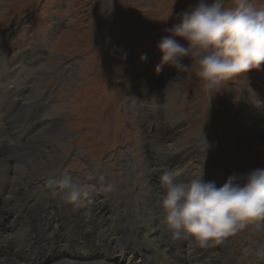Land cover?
<instances>
[{"label": "rangeland", "instance_id": "374dc122", "mask_svg": "<svg viewBox=\"0 0 264 264\" xmlns=\"http://www.w3.org/2000/svg\"><path fill=\"white\" fill-rule=\"evenodd\" d=\"M195 2L0 0V104L8 112L7 116L0 113V125L13 141L9 144L15 162L11 164L12 171H20L24 166L18 161L20 154L26 150L37 153L41 148L33 139L28 148L20 147L13 137H19L26 129H32L26 134L31 137L43 132L54 137L65 130L60 146L51 147L44 142L46 151L53 150V155L55 151L58 155L50 158L43 152L37 170L30 169L32 164L36 167L38 159L27 162V173L33 172L31 186L25 193L19 188L20 192L9 198L13 206L6 212L13 219L17 217L12 209L19 199H24L23 195L52 194L49 179L64 173L84 186L83 199L94 200L97 195L99 203L106 201L108 209H116V217L130 215L135 220L144 202L156 207L152 183H159L166 170L174 171L177 167V177L184 176L183 180L199 176L202 171L205 182L214 181L219 187L230 175L244 176L264 168L262 137L248 140L247 136L238 135V124L226 112V102L230 100L234 109L247 115L255 113L264 120V65L223 82L222 89L210 100L196 75L193 60L185 58V68L164 65L159 73L156 71L161 62L159 40L169 34L166 29L178 22V14ZM232 2L225 0L226 6ZM251 2L264 8V0ZM142 55L146 60H141ZM146 62L150 67L142 74L140 64ZM146 80L153 82L151 91L141 88ZM148 99L154 100L150 113L158 117V125L149 123L140 112L147 104L143 101ZM156 134L160 136L157 138ZM255 134L260 137L261 132ZM239 136L246 146L237 151L235 139ZM159 138L163 145L160 152L165 155L162 159L154 155ZM208 138L209 147L204 152L202 140ZM174 152L176 155L172 156ZM158 161L164 169L157 170L149 179V170L145 168L149 164L158 167ZM51 164L58 165V171ZM122 165L132 169L128 179ZM184 169L185 174H180ZM135 180L138 183L132 189L127 181L134 184ZM4 184L5 188L11 187L3 179V188ZM109 184L114 189L105 197L100 190ZM155 186L159 192L164 191L159 184ZM4 200H0V208L6 209ZM82 201L80 198L78 203ZM9 219L7 222L15 221L11 216ZM262 234L264 223L259 227L248 225L205 248L190 247L185 241L187 249L191 248L185 253L186 264L191 263V253L203 255L205 259L199 264H225L223 253L233 264H264ZM115 243L114 238L113 246ZM6 245L2 243L0 248L8 249ZM14 246L11 243L10 248ZM214 256L217 261L213 262ZM52 257L34 255L30 260L46 264ZM113 260L125 264L122 257L114 254Z\"/></svg>", "mask_w": 264, "mask_h": 264}, {"label": "bare ground", "instance_id": "6f19581e", "mask_svg": "<svg viewBox=\"0 0 264 264\" xmlns=\"http://www.w3.org/2000/svg\"><path fill=\"white\" fill-rule=\"evenodd\" d=\"M152 83L153 82L150 80H146L141 87L142 90L145 91L149 89L151 91L154 88ZM146 94L147 93L144 92V95ZM143 102H147L143 107V110L140 111L141 114L144 113V118L149 120V123L151 122L155 125L160 124L159 121L157 122L158 117L156 118L153 112L150 113L154 100L148 99ZM226 107V112L235 119V122L239 126L240 132L237 133L238 135L241 137H244L245 135L249 138L248 140H261V137L264 140V120H262V117L259 115L255 116V113L247 115L244 113L245 111L241 112L240 109H234L230 104V100H227ZM0 113H5L6 116L8 115V112L2 110L1 104ZM2 120L3 119H0V122ZM4 122L5 118L3 123ZM4 129L5 128L0 125V152L3 151V154L0 153V173H4L3 176H0V200L5 199V202H3L6 203V209L0 208V246L2 243H5L7 244L5 247H8V249L0 248V264H43L34 261L32 262L30 259H33L32 257L34 255L44 257L45 254L53 255L52 259L46 262V264H118L113 260V254L122 257L125 264H186L185 253L191 248L187 249L185 245L186 243L183 240H173L165 226V213L159 207L158 203L163 192H159L157 190L158 187L155 186V184H159L158 181H154V183H152L154 186L151 187L152 192H155L154 200L156 207L152 208L147 202H144L143 207H140L141 211L135 216L137 218H135V220L130 215H120L116 217V209L114 210L113 207L108 209L106 201L99 203V201H97V195H94V200H87L85 197L83 199L82 195L81 200L83 201L81 203L77 202L69 204L54 194L53 191L52 194L42 193L37 197H33L34 194L29 193L26 196L23 195L22 198L24 197V199H19L18 203L14 206L15 209H12L15 211L13 214L17 217V219H13V215L6 212L10 211L11 209L9 210V208L13 206L9 198L16 195L15 193L20 192L19 188H22L25 193L31 186L30 176L33 172L29 174L27 173L29 171L27 162L31 160L36 161L38 159L36 167L33 164L32 166L30 165V170L34 168L37 170L38 164L42 163L41 154L43 152L44 155H51L50 158L54 157L58 152L55 151V154L53 155V150L46 151L44 146L47 144L51 147H57V145L60 146L64 141L63 139H60V137L65 135V130L61 129V132L54 137L52 134L48 135L45 132L38 136L34 134V137H31L26 134L31 132L32 129H26L21 132L19 137H13L17 141L16 144L20 147H27V144L32 139L38 141L37 143H39L41 147L38 149L37 153H32L30 150H26L23 154H20L18 161L24 164V166L20 171L14 173L11 167L14 160L9 145L13 144V141H10V137H7V134H4ZM256 131L261 132V134H259L260 137H255ZM39 132H41V130H39L38 133ZM159 136V134L155 135L157 138ZM241 137L235 139V147H237V151L239 149L242 150L245 145V142ZM160 138L156 145H153H155L154 155L162 159L165 155L162 156L161 153L163 152H160V150L163 149ZM206 141H210V138ZM44 142L47 144L45 145ZM2 144H4V146ZM178 149L179 148H177V151H179ZM175 155V152L174 154L172 153V156ZM162 164L163 163L158 161V167H152L150 164L146 166L145 170H149V172H147L149 179H151L154 174H157V170L161 168L164 169ZM46 165L47 164L44 166ZM51 165L55 171H58L59 163L58 165ZM127 166L128 164L126 167ZM126 167L123 172H125V178L128 179L132 169ZM177 170L178 168L175 167L174 172L176 174L178 173ZM185 171L186 169H184L183 172H179L184 175ZM3 179L5 183L9 184L8 187L11 186L10 188H5V184L4 188L1 186ZM130 181H127L128 185H131V188L135 189L138 181H133L135 182L134 184H131ZM100 192L102 194L104 193L105 197L109 196V193H111L110 191L103 190V187H101ZM7 195H9V197H7ZM25 198H27L26 201ZM108 200H111L113 203L111 198ZM150 208H152V211L147 210ZM10 216L12 217V220H15L13 223L7 222L11 221L9 219ZM3 217H5V220L2 219ZM108 225H110V228ZM113 237L116 242L114 246ZM11 243L15 245L12 249L10 248ZM189 246L192 247L191 245ZM65 254L69 256L66 258L64 257ZM226 254L227 253H223L224 257L222 258H225V264H233L230 259L226 258ZM217 256L219 257L220 255ZM204 259L205 258L202 254L196 256H193V253L190 254V264H199V262H202ZM214 261H217L215 256L213 262Z\"/></svg>", "mask_w": 264, "mask_h": 264}, {"label": "clouds", "instance_id": "9594fccd", "mask_svg": "<svg viewBox=\"0 0 264 264\" xmlns=\"http://www.w3.org/2000/svg\"><path fill=\"white\" fill-rule=\"evenodd\" d=\"M178 17L157 44L161 53L157 73L164 65L185 68V58L193 60L210 100L223 82L264 65V8L251 0H233L231 6L225 0H196ZM202 143L206 152L209 145L206 140ZM202 176L201 171L199 176L182 180L171 170L160 176L164 191L158 203L173 240L205 248L248 225L264 223V168L244 176L230 175L219 187ZM48 183L69 204L86 194L84 186L68 173ZM113 189L109 184L105 191Z\"/></svg>", "mask_w": 264, "mask_h": 264}, {"label": "flooded vegetation", "instance_id": "af4514ba", "mask_svg": "<svg viewBox=\"0 0 264 264\" xmlns=\"http://www.w3.org/2000/svg\"><path fill=\"white\" fill-rule=\"evenodd\" d=\"M159 60V59H158ZM157 60V61H158ZM155 62H157L156 61V59L154 60ZM150 64L148 63V62H146L145 64H140V66H141V69H140V71L142 72V74H146V72H148V69H149V66ZM145 69V70H144ZM137 99H138V96H137Z\"/></svg>", "mask_w": 264, "mask_h": 264}]
</instances>
